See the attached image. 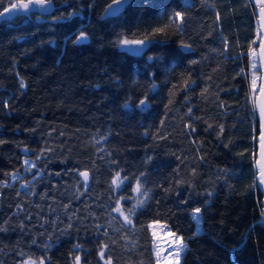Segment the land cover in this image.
<instances>
[{
    "label": "trees",
    "instance_id": "trees-1",
    "mask_svg": "<svg viewBox=\"0 0 264 264\" xmlns=\"http://www.w3.org/2000/svg\"><path fill=\"white\" fill-rule=\"evenodd\" d=\"M113 1L51 0L47 16L0 21V264H155L157 219L184 237L181 264H264L252 5L128 0L109 16ZM145 36L139 54L120 43ZM117 171L131 178L123 191ZM136 177L147 196L132 192ZM122 196L125 215L144 201L131 224L113 211Z\"/></svg>",
    "mask_w": 264,
    "mask_h": 264
},
{
    "label": "snow or ice",
    "instance_id": "snow-or-ice-1",
    "mask_svg": "<svg viewBox=\"0 0 264 264\" xmlns=\"http://www.w3.org/2000/svg\"><path fill=\"white\" fill-rule=\"evenodd\" d=\"M121 0H114V3L119 4ZM261 8V18L264 19V0H259ZM51 0H17L15 3H11L10 7H4L3 13H0V16H3L5 13H9L10 11H28L31 6H45L50 4ZM0 7H3L0 4ZM111 5L109 8L111 9ZM114 11H118L115 9ZM174 17L178 20H183V14L181 12H175ZM64 19L63 17L60 18ZM164 28H154L153 34L164 32ZM87 40L86 34L81 31L79 35L76 37L77 43H83ZM122 45L125 46H138V47H128L125 50L139 54L143 48L147 47L152 43V40L145 36L143 39H122L120 41ZM253 43H256L255 41ZM183 48H189L190 46L181 44ZM249 55L251 57L250 63V72H251V80L249 83V94L247 97L248 102H250L252 109L254 112H258L259 116V155L258 158L254 156L255 164L259 169L258 179L261 184H264V77L258 75L260 69L264 68V40L259 43V51L256 48H251ZM152 59V57H149ZM192 63H196V61H192ZM240 74H245V70L241 69ZM188 81H185V86H187ZM20 86L23 88L24 82L20 81ZM148 97L145 96L143 99H140L138 102V107H142L147 105ZM191 112V109H189ZM255 139V137H254ZM26 165L31 163L29 161L24 162ZM143 175V174H141ZM79 176L82 178L85 185L90 179V175L88 171L79 172ZM131 178L128 176L121 175V171L115 172V175L112 178L111 186L113 187V191L117 189L124 190L129 185H125V181L130 180ZM136 179V185L132 188V192L136 194H143L147 196V192L142 193V185L140 179L138 177ZM131 197L122 196L119 200H117V206L113 209V211L120 213L124 217V222L127 224H131L132 220L130 219V215L134 214L137 207L143 206L144 201H140V203L136 206H133L129 210V214L125 215L123 212V205L121 201L130 200ZM201 212V208L197 207L193 209L194 214H199ZM148 227L152 229V238L154 244V256H155V264H181V252L187 248L185 243V239L183 236L178 235L177 232L172 231L167 223H162L160 220H153ZM104 247H107L106 245ZM23 255V254H22ZM101 259L104 258L105 253L103 250L100 252ZM46 257H40L37 261L32 257H28L23 261V264H46ZM80 257L76 256V264H80ZM106 264H111V260L109 259Z\"/></svg>",
    "mask_w": 264,
    "mask_h": 264
},
{
    "label": "water",
    "instance_id": "water-1",
    "mask_svg": "<svg viewBox=\"0 0 264 264\" xmlns=\"http://www.w3.org/2000/svg\"><path fill=\"white\" fill-rule=\"evenodd\" d=\"M250 4L252 5L253 11H254V15L256 17V25H257V30H258V41H257V45H256V49L257 51H259V43L260 41L264 40V19L261 18V12H260V2L259 0H249ZM128 3V0H121V2L119 4L111 2L108 6H107V15L109 16H115L117 14H119L124 7L126 6V4ZM112 6L111 9L109 8V6ZM10 7V6H8ZM52 7L53 4L52 2L50 4H47L43 7L41 6H31L30 9L28 11H10L9 13H5L3 16H0V21L1 20H8V19H12L14 18L16 15H24V14H28V13H36L39 15H43V16H47L51 13L52 11ZM115 9H118V11H114ZM4 11V10H3ZM3 11H1L0 13H3ZM129 47H138V46H129ZM144 49V48H143ZM142 49V50H143ZM129 52V51H128ZM132 53V52H130ZM259 75L261 77H264V68L260 69L259 71ZM255 117L257 120V135L255 138V157L258 158L259 155V142H258V138H259V116H258V112H255ZM254 170H255V181H256V186L261 194V199H260V203H261V217L264 220V184H261L259 182L258 179V173H259V169L257 168L256 164H255V160H254Z\"/></svg>",
    "mask_w": 264,
    "mask_h": 264
},
{
    "label": "rangeland",
    "instance_id": "rangeland-1",
    "mask_svg": "<svg viewBox=\"0 0 264 264\" xmlns=\"http://www.w3.org/2000/svg\"><path fill=\"white\" fill-rule=\"evenodd\" d=\"M122 47L126 49L129 46L122 45ZM258 75H259V72H258ZM29 166H31V163H29L27 165L25 164V167H29ZM19 177H20V175L14 174V175H12V179L11 180L14 181V180L18 179ZM22 186H24V184ZM115 213H117V212H115ZM117 214H119L121 217H123L120 213H117ZM194 219H195V222H196V231L198 232V231L201 230L200 213L199 214H194ZM149 231H150V234H151V237H152V229L149 228ZM152 244H153V238H152ZM152 250H153V254H154V244L152 245ZM185 251H186V249L181 252V258H182V256H183Z\"/></svg>",
    "mask_w": 264,
    "mask_h": 264
}]
</instances>
